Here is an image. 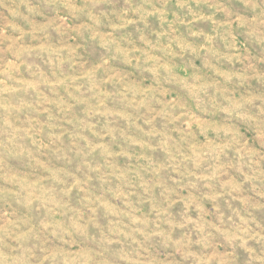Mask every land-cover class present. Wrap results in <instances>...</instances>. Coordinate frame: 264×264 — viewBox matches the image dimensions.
<instances>
[{
	"label": "clouds",
	"instance_id": "9594fccd",
	"mask_svg": "<svg viewBox=\"0 0 264 264\" xmlns=\"http://www.w3.org/2000/svg\"><path fill=\"white\" fill-rule=\"evenodd\" d=\"M0 264H264V0H0Z\"/></svg>",
	"mask_w": 264,
	"mask_h": 264
},
{
	"label": "rangeland",
	"instance_id": "374dc122",
	"mask_svg": "<svg viewBox=\"0 0 264 264\" xmlns=\"http://www.w3.org/2000/svg\"><path fill=\"white\" fill-rule=\"evenodd\" d=\"M86 57L90 58V59H94L95 55L91 52V50L87 51L85 53Z\"/></svg>",
	"mask_w": 264,
	"mask_h": 264
}]
</instances>
